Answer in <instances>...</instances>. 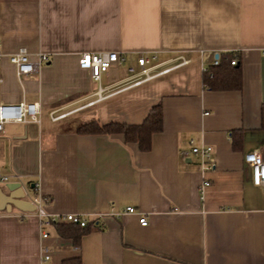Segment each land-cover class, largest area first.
Segmentation results:
<instances>
[{
	"label": "crops",
	"instance_id": "obj_1",
	"mask_svg": "<svg viewBox=\"0 0 264 264\" xmlns=\"http://www.w3.org/2000/svg\"><path fill=\"white\" fill-rule=\"evenodd\" d=\"M0 37V101L41 106L40 122L0 131V264H264V186L245 158H264V0H0ZM19 48L50 61L20 79L9 61ZM104 50L126 59L99 83L78 59ZM154 51L190 62L116 92ZM234 52L242 87L205 86L216 55ZM98 85L115 94L90 103ZM159 103L147 151L122 133L76 131L142 123ZM191 143L213 147L214 168L202 170ZM38 194L49 213L85 215L81 236L66 222L43 237L38 213L20 206ZM113 205L120 214L102 216Z\"/></svg>",
	"mask_w": 264,
	"mask_h": 264
},
{
	"label": "built area",
	"instance_id": "obj_2",
	"mask_svg": "<svg viewBox=\"0 0 264 264\" xmlns=\"http://www.w3.org/2000/svg\"><path fill=\"white\" fill-rule=\"evenodd\" d=\"M264 53V52H263ZM237 52H234V59L232 64L238 63ZM4 56V51L1 50V37H0V60ZM126 57L117 51L104 50L101 52H82L79 55V66L82 69L88 70L93 79L100 83L102 74L105 73L113 65L124 62ZM179 61L175 64L168 65L169 60H161L159 52H148L139 55L136 60V65H130L128 67L129 79L124 85L115 89L116 92L132 88L137 85L147 83L148 81L154 80L164 74L176 69L179 66L188 64L190 62L184 55L180 54L175 58ZM9 61L16 68V75L18 78L23 79L25 77L33 76L39 69L46 65L50 61V55L48 53H38L36 58H31L30 53L24 49L19 48L18 51L13 52L9 55ZM220 63V58L215 57L214 65ZM2 72L0 70V84L2 83ZM97 91L95 92L96 99L91 100L90 103L95 101H101L106 99L108 96L115 94V90L108 91L98 85ZM41 113V106L38 102H25L19 101V103H8L0 101V131H3L6 123L8 122H40L39 117ZM64 115V114H63ZM63 115H54L51 112L50 116L52 119H57ZM191 149L189 153L195 154L201 160V168L203 171H209L215 167V159L213 158V147L211 145H197L191 143ZM246 160L251 166L253 172V182L256 185L264 186V158H262L260 152L254 151L246 155ZM16 176V175H14ZM3 180H7V177H2ZM208 185V182H205ZM32 204L35 207L36 213L40 216L42 224V236L48 237V232L45 230L46 227L52 226V224L59 223H71L79 226H85L88 224V218L83 214L77 213H49L45 204L49 202V199L43 195H36L32 199ZM127 212H136V208L132 205H128L125 209ZM109 214H120L116 205L110 207L108 213H104L102 216ZM139 221L142 225L148 224V219L144 215L139 216ZM44 260L50 258L49 251L46 249L42 250Z\"/></svg>",
	"mask_w": 264,
	"mask_h": 264
},
{
	"label": "trees",
	"instance_id": "obj_3",
	"mask_svg": "<svg viewBox=\"0 0 264 264\" xmlns=\"http://www.w3.org/2000/svg\"><path fill=\"white\" fill-rule=\"evenodd\" d=\"M239 55H237L238 57ZM220 63L218 65H211L206 72H204V84L212 89H240L242 86V72L240 65L232 64L234 59L233 53H226L220 55ZM239 61V57H238ZM261 128L264 129V103L261 106ZM162 105L156 104L146 119L142 123L126 124L111 122L106 124H101L98 120H92L84 124L78 125L76 131L77 133H119L124 135V139L127 142H134L138 144L141 150L147 151L150 149L151 136L154 132H158L163 127L162 117ZM89 224V223H88ZM79 226L75 236L78 238L81 233L88 226Z\"/></svg>",
	"mask_w": 264,
	"mask_h": 264
},
{
	"label": "water",
	"instance_id": "obj_4",
	"mask_svg": "<svg viewBox=\"0 0 264 264\" xmlns=\"http://www.w3.org/2000/svg\"><path fill=\"white\" fill-rule=\"evenodd\" d=\"M216 57H218V55H216ZM25 189H26V187H25ZM22 196H24V195H22ZM28 202H29V201H28ZM28 202H22V203L20 204V206H21V207H24V208H34V209H35V207H34L33 204H31L32 206L27 207V206H28ZM30 203H31V202H30Z\"/></svg>",
	"mask_w": 264,
	"mask_h": 264
}]
</instances>
